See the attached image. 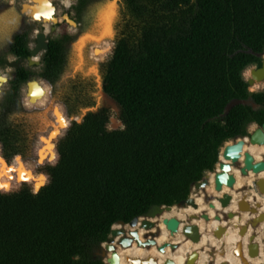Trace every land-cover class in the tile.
Returning <instances> with one entry per match:
<instances>
[{
	"label": "trees",
	"instance_id": "16d2710c",
	"mask_svg": "<svg viewBox=\"0 0 264 264\" xmlns=\"http://www.w3.org/2000/svg\"><path fill=\"white\" fill-rule=\"evenodd\" d=\"M29 1L32 21L53 14L48 0ZM116 28L103 83L120 116L114 122L115 111L104 107L72 120L53 142L57 157L49 140L58 129L46 138L37 116H13L22 85L44 79L73 117L95 103L93 79L77 74L70 90L56 88L65 69L60 38L50 40L38 71L20 65L9 81L0 110V159L16 171L1 180L9 187L0 189V264H106L95 252L115 223L152 204L188 198L194 182L216 168L224 144L264 122V90L250 96L254 84L243 76L261 64L264 0H124ZM28 41L27 33L16 34L10 52L26 59ZM4 81L0 77V85ZM43 92L30 84V95ZM47 97L27 106L43 105ZM233 98H252L259 107L237 104L223 114ZM53 113L67 126L59 105ZM39 145V163L48 162L31 170ZM21 164L30 178L20 179Z\"/></svg>",
	"mask_w": 264,
	"mask_h": 264
},
{
	"label": "water",
	"instance_id": "95a60500",
	"mask_svg": "<svg viewBox=\"0 0 264 264\" xmlns=\"http://www.w3.org/2000/svg\"><path fill=\"white\" fill-rule=\"evenodd\" d=\"M71 1L73 2L75 0H71ZM48 3L50 4L53 11V14H50L51 19L48 20L50 22V26L48 29L43 27L42 29L40 30L37 29L35 31V44L33 45V47L30 48V53L26 58L28 62L27 66L39 65L41 63L42 54L45 51H47V49L49 48V42L52 39L51 35L57 29V23L61 21L55 15L56 6L53 0H48ZM31 5L32 3L29 0L23 1L21 4V10L19 14L26 15L31 19L32 16H29L27 11L25 10L27 6H31ZM69 7H66V12L62 15L63 17L62 21H65L68 24L77 27L78 23L70 16ZM13 12L16 13V16L19 18L17 12L16 11ZM115 13L116 15L113 18L111 33H109L111 35V38L114 39L116 38V34H117L115 25L117 24V20L119 18V13L117 9ZM47 17H49L47 16V12L46 14L42 13L41 16L42 23L46 21ZM91 35H92V40L90 42L96 43V41L99 38L97 33ZM108 35H106V37ZM99 41H103V39ZM84 48L85 46H83V49ZM258 56H262V64L259 67L251 66V76L247 79L249 85H252L256 81H261L264 79V52L258 53ZM22 61H23L22 58H18L15 61L14 60L10 61L7 59L6 64L17 69L22 64ZM100 64L101 62L99 60L96 66L97 75L88 71H86V74L82 73L84 77L93 78L95 81L96 91H97L95 96V103L93 105L83 107L80 110V113L77 116H73V117H69L66 114V112L62 111L66 116V118L68 119L67 126L64 128L60 126L54 115V119L56 123H54L52 129L48 131L45 137L48 138L49 135L53 132V130L55 129L59 130V135H56L49 140L50 145L56 152V156H58V153L54 148L53 142L65 134V131L69 127L72 120L81 121L88 113L98 112L104 107L111 108L112 110L115 111L117 117L114 120V122H116L120 116L121 106L119 102L111 94H109L104 88L103 76L100 72ZM2 74L4 76L3 75L1 76L0 74V77L5 78V81L2 82V84L0 85V93L3 92V87L5 83L9 81V77L5 73ZM33 82H37V83L41 82L46 85L49 84V83L47 84V82L42 78H31L25 83V87H26L25 96L29 94L30 84ZM254 92L255 91L249 89L250 96H252ZM49 93H50V89H49ZM25 96H24V100L26 98ZM100 96L101 98L105 99L104 102L103 101L101 102L99 100ZM237 104L251 105L253 108L259 107V104L256 103L252 98H248V99L233 98L226 104L223 114L228 113L229 110ZM24 106H26L25 103ZM245 138H247L250 143L263 144L264 122L261 125L257 124V127H255V129L252 132H250L249 135L240 136L235 140L227 141L220 151L222 152L223 160H220L219 158L216 168L213 171L207 172L202 179L195 181L192 186V189L194 190V194L202 195L204 203H206L209 208L215 209V213L212 216L214 220H219V221L225 220V222H228V225L219 226L217 229H213L212 232L214 236L218 239L222 234V232L225 231L231 225L230 220H233L236 216L241 217V214L244 211H247L249 213V217H251V219H248V221L245 224L239 226L238 234L240 235V239L236 242L235 247L233 248L232 251L233 254L238 255L240 257L241 262L243 264H250V258H255L259 256L261 252L260 244L256 241L257 233L255 232V229L257 230V228L260 226L261 221L264 219V212L259 211L261 207V202L256 201V199L255 201L251 202L247 200L246 196H242L237 201V207H238L237 210L227 211L226 208L232 202L231 193L225 192L221 196H219V195L211 194L207 191V186L210 185L211 173H214V190L216 192H220L222 191L223 186H227L230 189H233L236 182V177L232 172L233 167H238L242 175H247L249 171H253L254 173H259L260 171L264 170V160L263 159L259 161L255 160L254 156L249 151L244 152L243 159L241 160L242 157L241 154H242L243 146L245 144ZM39 149L40 146L37 149L38 162L40 159ZM0 152H1V147H0ZM217 166H219V168H217ZM2 168L4 170V167ZM5 176L8 175L7 174L0 175V183ZM255 185L258 189L257 193L260 195H264V177L256 179ZM244 189L245 188H243V190ZM214 200L219 202L220 204L219 208L216 207ZM176 205L179 208L187 207V206H191L194 209L198 208V204L193 194H190L188 198L180 201ZM173 206L174 205L152 204L146 212H144L140 216H135L131 221L127 223L124 221H118L117 223L121 224V227L115 228L114 225L112 226L109 234L111 237H109L106 241L100 244V246L96 250V253L99 254V257L102 258L106 264H119L120 258L117 252V247L114 245V243H112L115 240V238L118 237L119 235L120 237L117 240V245L123 248L132 246L134 242L137 244V246H142L146 248H149L153 245H157L156 236L159 234V229L157 228V222H155L153 218L161 215V213L165 208L172 209ZM201 218L204 219L205 221H209L211 219V216L209 215L207 210L201 211L200 213L190 214L188 215L189 221L182 228L180 227L181 221L176 217L164 218L162 221L166 225V228L169 230L171 236H174L175 233L181 231L184 239L186 240L190 239L193 242H197L200 239L199 227L198 225L191 223L190 221L192 219H201ZM126 224L133 226V229L127 231L125 228L122 227L125 226ZM236 224L237 223H233V225ZM250 226L253 229V232L250 233V235L248 236V241L246 244L247 252H245L243 238L246 236V233L249 230ZM153 228H156L155 231H151ZM140 229L147 230L146 231L147 233L144 234V239H141L139 235ZM168 246H170L171 249L175 250L178 246V243L166 241L163 244L158 245V251L164 252ZM209 248H210L209 254L213 255L215 253L216 248L215 247H209ZM110 251H111V255H108ZM262 253H264V249L262 250ZM198 257H199V252L197 250H193L187 256V259L184 264H195ZM126 259L127 262H129L128 264H159L158 260L152 258L151 256H148L143 259L138 257H133V258L127 257ZM163 264H175V262L173 261V259L167 258L165 259ZM219 264H229V262L222 261Z\"/></svg>",
	"mask_w": 264,
	"mask_h": 264
},
{
	"label": "rangeland",
	"instance_id": "374dc122",
	"mask_svg": "<svg viewBox=\"0 0 264 264\" xmlns=\"http://www.w3.org/2000/svg\"><path fill=\"white\" fill-rule=\"evenodd\" d=\"M25 0H19L17 3V9L16 12L19 15V18L23 17V15L19 14V8L21 7V3ZM56 6V16L59 18L62 14L66 12V7H69L70 16L73 18V16L78 17L80 22L82 23V31H78V27L80 26H73L68 24L67 22L62 21L63 17L60 19L61 21L57 23V29L52 33L51 37L52 39H60L62 38L64 41V56H65V69L63 74L61 75L60 80L56 83V88L60 91H68L70 90V82L75 78L77 74L84 73L86 74V71L92 72L95 75H97L96 66L98 64V61L100 60L101 64L108 61V55L111 53L114 44L115 39L111 38V35L106 30L105 27V19L104 15L105 12H103L109 4H113V0H88L89 4H86L87 0H75L68 3H65L63 5L62 0H53ZM72 3V4H71ZM87 5V8H86ZM114 9L118 11L119 18L117 20V24L122 17L123 10H124V0H114ZM103 10V11H102ZM102 11V12H101ZM42 14L39 15V18L37 21L30 20L29 17L25 16L23 19V22H25V28L22 31H26L29 34V47H33L35 44V31L37 29H42L43 23L41 19ZM19 18L16 16V13L13 12L12 8H0V71L2 73H5L9 77V81L11 80L13 76V72L15 71V68L12 66H9L6 64V60H17L18 57L11 53L9 51V44H10V38H7L8 33L13 30L14 28H17L20 25ZM116 26V25H115ZM117 30V28H116ZM20 31V29H18ZM21 31V32H22ZM98 35V40L96 43H92L91 48H87V44L90 43L92 40L91 34ZM110 36H109V35ZM106 35H108L106 37ZM103 41H99L102 40ZM82 42V43H81ZM105 45L103 48V52L101 51L102 45ZM83 46L85 48L83 49ZM83 49V51H82ZM21 65H28V62L26 59H23ZM33 71L39 70V65H32L29 66ZM251 71V66L247 67L244 72L243 76L247 80L249 77L247 75V72ZM40 78V77H36ZM9 81L5 83L3 87V92L0 93V110H1V103L3 100L4 92L9 89ZM94 81V79H93ZM95 83V81H94ZM36 84L39 86L42 91L44 90L43 94L41 96H38L35 98V96H32L30 94L25 96V84L22 85L21 89V97L19 102L14 107L15 111L13 113V116H19L21 114L30 113L34 116H37L40 120V132L41 136H46L48 131L52 129L55 119H54V113H53V107L54 106H60V109L65 112V108L62 103L55 101L54 97L51 95L52 91V85L48 84L49 86H44L41 82ZM262 86L258 88V86ZM250 86V85H249ZM50 87V88H49ZM252 91H263L264 90V79L261 81H256L253 86L249 87ZM258 88V89H257ZM50 89V93H49ZM96 84H95V96H96ZM24 96L26 97L24 100ZM48 96V97H47ZM45 97H47V102L43 105H37V106H27L32 103H40ZM100 101L104 102L105 99L99 97ZM24 103L26 106H24ZM48 103V104H47ZM45 109V110H43ZM255 127H257V123H252L248 127V132H252ZM65 130V129H63ZM248 134V135H249ZM40 145H42V141H40ZM39 145V146H40ZM38 149V147H37ZM36 149V150H37ZM57 157V156H56ZM56 157L52 160L54 161ZM48 162V160L44 161V163ZM44 163H39L37 161V152H36V159L33 160L28 167L31 170H37L38 167L43 165ZM249 187V189H248ZM255 190L258 191L255 181L253 185L245 187V190ZM194 192L192 189L191 194ZM109 237H111L109 235ZM95 255L99 257V254L95 252Z\"/></svg>",
	"mask_w": 264,
	"mask_h": 264
},
{
	"label": "bare ground",
	"instance_id": "6f19581e",
	"mask_svg": "<svg viewBox=\"0 0 264 264\" xmlns=\"http://www.w3.org/2000/svg\"><path fill=\"white\" fill-rule=\"evenodd\" d=\"M29 7V6H28ZM36 83V82H34ZM250 89V88H249ZM30 92V90H29ZM249 151L255 158V160H264V143H250L247 138H245V144L243 146L241 160L243 159L244 152ZM220 160H223L222 152L219 155ZM219 168V166H217ZM232 172L236 177V182L233 189H230L227 186H223L222 191L216 192L214 190V173L210 175V185L207 186V191L214 195L221 196L225 192H229L232 195V202L226 208L227 211H234L237 210V201L242 197L246 196L247 200L253 202L260 201L261 207L259 209L260 212H264V195L258 194L255 190H246L244 191L243 188L247 186L253 185L254 181L258 178L264 177V170L260 171L259 173H254L253 171H249L247 175H242L240 169L238 167H233ZM249 189V187H248ZM195 197V200L198 204V208L194 209L191 206L187 207H177L174 205L172 209H164L161 215L153 218L155 222H157V228L159 229V234L156 236L157 245H153L149 248L137 246L134 242L132 246L123 248L117 245V240L119 239L120 235L115 238L112 242L117 247V252L119 254V264H128L127 257L133 258H146L151 256L154 259H157L159 264H163L165 259L171 258L175 262V264H184L187 256L193 250H197L199 252V257L195 264H219L222 261H228L229 264H243L241 259L238 255L233 254V248L235 247L236 242L240 239V235L238 234L239 226L245 224L249 217V213L247 211L242 212L241 217L236 216L231 221V225L222 232L219 239L216 238L213 234V229H217L219 226L228 225V222L225 220H214L212 216L215 213V209L209 208L206 203L203 201L202 195H196L194 192L192 193ZM216 207L219 208L220 204L218 201H215ZM207 210L211 219L209 221H205L204 219H192L190 222L198 225L199 232H200V239L197 242H193L190 239H184L183 234L181 231L175 233L174 236H171L169 230L166 228V225L163 223L164 218L176 217L181 221L180 227L182 228L188 221V215L193 213H200L201 211ZM253 217V216H252ZM233 223H237L233 225ZM115 228L121 227V224L116 223L114 224ZM127 231L133 229V226L126 224L122 226ZM156 228H153L151 231H155ZM147 230L140 229L139 235L141 239H144V234L147 233ZM253 232L251 226L246 233V236L243 238L244 240V249L247 252L246 244L248 241V236L250 233ZM257 233L256 241L260 244V255L255 258H250V264H262L264 263V253L262 250L264 249V219L261 221L260 226L255 229ZM166 241L178 243V246L175 250L171 249L170 246L166 248L164 252L158 251V245L163 244ZM215 247V253L210 255V248ZM222 251V252H221ZM108 255H111V251Z\"/></svg>",
	"mask_w": 264,
	"mask_h": 264
},
{
	"label": "flooded vegetation",
	"instance_id": "af4514ba",
	"mask_svg": "<svg viewBox=\"0 0 264 264\" xmlns=\"http://www.w3.org/2000/svg\"><path fill=\"white\" fill-rule=\"evenodd\" d=\"M19 2V0H0V8H3V9H5V8H12V10L13 11H16V9H17V3ZM22 4V3H21ZM86 4H89L88 3V0H87V2H86ZM16 5V6H15ZM86 8H87V5H86ZM18 10V9H17ZM20 10H21V7L19 8V12H20ZM25 16L26 15H23V17H21V18H19V21H20V25L17 27V28H14L13 30H11L9 33H8V36H7V38H9V37H11L10 38V44H9V51H10V46H11V43L13 42V40H14V37L16 36V34H18V33H23V32H25V33H27V35H28V39H29V34H28V32H26V31H22L24 28H25V22H23V19L25 18ZM73 19L78 23V26H80V27H78V31L79 32H81L83 29H82V23L80 22V20L78 19V17H74L73 16ZM31 20V19H30ZM65 22V21H64ZM18 29H20V31H18ZM22 31V32H21ZM28 43H29V41H28ZM29 46V45H28ZM91 46H92V42H90L89 44H87V48H91ZM105 47V45L103 44L102 45V47H101V51L103 52V48ZM30 48V47H29ZM261 57V64H262V56H260ZM261 64L260 65H256V64H254V65H251V66H256V67H259V66H261ZM20 67V66H19ZM18 67V68H19ZM104 67H105V63H102V64H100V72H101V74H102V76H104L103 75V73H104ZM15 71H16V69H15ZM15 71L13 72V74L15 73ZM90 78V77H89ZM91 79H93V78H91Z\"/></svg>",
	"mask_w": 264,
	"mask_h": 264
},
{
	"label": "snow or ice",
	"instance_id": "6c2138e0",
	"mask_svg": "<svg viewBox=\"0 0 264 264\" xmlns=\"http://www.w3.org/2000/svg\"><path fill=\"white\" fill-rule=\"evenodd\" d=\"M116 13L114 11V0H113V4H109L107 6V10L105 12V15H104V19H105V27H106V30L111 33V29H112V22H113V18L115 17ZM39 18V17H37ZM49 19H51V17H47ZM33 95H35V93H33ZM59 115V113H58ZM60 124L61 126H64L66 127V124L64 122V119H63V116H60ZM53 135L55 136L56 133H53ZM0 165H3L4 166V171L0 172V175H5L7 174L8 172H11V171H16V169H12V168H9L2 159H0ZM19 176H20V179L21 180H24L26 177L27 178H30V174H26L25 170H24V167L23 165L21 164L20 168H19ZM39 186V185H38ZM9 185L8 184H4V183H0V188H8Z\"/></svg>",
	"mask_w": 264,
	"mask_h": 264
}]
</instances>
